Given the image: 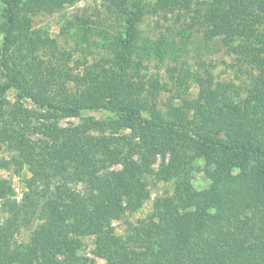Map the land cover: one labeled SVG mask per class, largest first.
Returning <instances> with one entry per match:
<instances>
[{"label": "trees", "instance_id": "1", "mask_svg": "<svg viewBox=\"0 0 264 264\" xmlns=\"http://www.w3.org/2000/svg\"><path fill=\"white\" fill-rule=\"evenodd\" d=\"M75 1L0 0V151L10 153L0 166L25 185L18 201L0 178V264H264V0H104L122 27L76 15V45L103 50L75 60L77 72L74 49L34 28L36 14ZM159 12L183 19L184 40L197 26L220 37L246 79L189 66L148 77L145 61L179 56L178 32L140 31ZM163 91L173 94L161 108ZM88 111L107 115L82 117ZM70 117L82 121L61 124ZM193 171L209 184L197 188ZM152 179L172 182V194L129 220ZM87 236L93 257L81 252Z\"/></svg>", "mask_w": 264, "mask_h": 264}, {"label": "rangeland", "instance_id": "2", "mask_svg": "<svg viewBox=\"0 0 264 264\" xmlns=\"http://www.w3.org/2000/svg\"><path fill=\"white\" fill-rule=\"evenodd\" d=\"M104 0H77L72 4H66L61 9L54 12H40L34 16V28H41L47 30L50 36L56 38L60 44V48H66L68 50L74 49L73 60L69 63L73 67L74 72L79 71L84 65H78L75 60H82L83 56L87 59H93V56L100 57L103 50L100 48L88 47L85 43L84 46H77L73 36L81 33L80 24H78V18L76 15L84 18H89L94 21L102 22L106 20V24H109V28L114 30L122 27V20L119 14L115 12H108L103 4ZM183 19L178 20L177 15L168 14L165 15L162 12L159 13H147L143 22L140 24V31L143 36L156 38L160 33H165L167 36L172 37L173 32H178L175 38L179 43L178 57L174 61L167 59L165 62H159L157 59H149L145 61L147 65V76L152 77L157 74L161 75V80H169L168 68L176 66L180 68L182 66H189L191 71L198 70L204 73L205 69H210L217 79L234 80L237 83L246 79V71H241L247 66L239 62L236 54L232 53L230 48L226 46L220 37L214 39H207L204 36L203 28L197 26L191 30L190 37L184 40L183 36H180V32L183 25ZM104 24V23H101ZM104 24V25H106ZM65 28V31L62 28ZM69 34H67V33ZM75 32V33H74ZM73 35V36H72ZM92 39L96 43H100L101 39L97 34L92 36ZM181 46V47H180ZM99 54V55H98ZM79 67V68H78ZM249 69V67H248ZM198 88L192 86L190 88L189 97L194 98L197 96ZM172 91H163L159 97L160 107L164 108L165 104L170 99ZM11 100H15L17 95L11 91L9 93ZM178 102V99H175ZM29 107L36 108L32 102L25 101ZM93 115L99 118H103L107 115L105 111H88L84 112L82 117ZM82 117H70L61 120L62 125L79 124L82 121ZM9 151L2 149L0 151V162L6 158H9ZM201 162V161H199ZM158 163L156 164L157 167ZM119 167V166H116ZM0 178L8 179L13 187L14 198L21 200L23 197V191L25 185L12 168H2L0 166ZM192 180L197 188H203L209 184V179L206 178L203 172L193 171ZM174 184L166 181H156L152 179L149 184L151 197L146 201L140 211L130 216L128 219L136 221L137 218L145 217L152 209L153 202L158 198L172 194ZM5 213L1 210L0 204V220L5 218ZM116 230L118 233H123L125 229V223L122 221H114ZM20 241H28L29 231L22 229L18 234ZM85 244L81 250L82 254L89 257H93L91 249L94 246V236H87L84 239ZM61 259V257H60ZM99 263H104V259L97 258Z\"/></svg>", "mask_w": 264, "mask_h": 264}]
</instances>
